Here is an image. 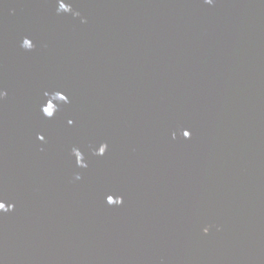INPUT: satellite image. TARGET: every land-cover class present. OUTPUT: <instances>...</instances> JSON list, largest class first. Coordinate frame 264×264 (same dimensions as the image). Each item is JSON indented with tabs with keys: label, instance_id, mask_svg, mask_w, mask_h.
Listing matches in <instances>:
<instances>
[{
	"label": "water",
	"instance_id": "1",
	"mask_svg": "<svg viewBox=\"0 0 264 264\" xmlns=\"http://www.w3.org/2000/svg\"><path fill=\"white\" fill-rule=\"evenodd\" d=\"M0 264H264V0H0Z\"/></svg>",
	"mask_w": 264,
	"mask_h": 264
}]
</instances>
